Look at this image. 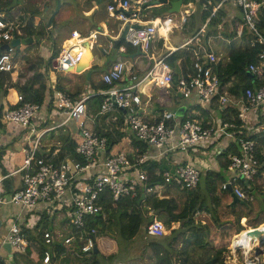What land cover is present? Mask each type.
<instances>
[{"label":"built area","instance_id":"1","mask_svg":"<svg viewBox=\"0 0 264 264\" xmlns=\"http://www.w3.org/2000/svg\"><path fill=\"white\" fill-rule=\"evenodd\" d=\"M196 1L206 18L200 30L179 46L184 48L192 44L194 48L191 47L190 50L193 60L191 72L177 78L174 92L179 93L193 107L205 109L217 104L223 108L222 114L211 123L204 124L199 117H186L182 120L188 110L187 104L182 105L185 106L183 116L176 115L177 109L164 111L152 120L141 115L143 103L140 85L150 82L160 87L173 86V68L166 61L169 53L154 59L151 67L143 72L131 69L128 75L123 62H114L101 75V81L109 85V88L79 98H73L51 85L52 94L45 106L49 110L47 115L58 114L61 119L52 127L40 129L32 121L44 105L24 101L18 95L20 104L10 107L6 99L2 98V127L7 123L21 129L8 133V139L2 141L1 146L12 140V143L19 145L22 158L18 167L0 175V205L10 203L19 207V213L7 222V227L0 235V249H3L2 244L6 242L10 244L11 251L18 254H24L29 246L36 251L44 247L41 264H56L55 259L66 254L90 256L99 239L98 221L102 223L107 220L109 212L120 199H135L140 190L145 197L153 193L162 197L157 190L164 189L167 184L177 186L180 190L194 189L200 179V168L192 163L194 153L205 146L212 148V154L219 148L226 150L221 145L225 136L235 142L237 152L228 154L229 177L222 183L221 189L230 187L240 200H252V193L245 191L241 182L246 185L256 180L264 182V170H261L264 167V33L259 29L264 0ZM154 3V0H113L107 7L109 14L121 21L122 29H127L124 41L142 53L149 52L159 30L169 34L174 26L173 16L156 18L157 23L154 20H142L140 11L154 6ZM182 7L179 21L186 23L197 5L187 2ZM233 10H237L238 15H234ZM214 18L222 21L215 24L217 30L235 32L230 41L222 35H215L207 37L204 43L206 27ZM245 31L250 36L249 39L243 38ZM98 34V31H89L82 35L77 30H72L66 40V47L54 59L56 69L66 71L74 67L82 57L83 41H94ZM21 36L18 23L0 11V79L2 76L17 74L21 68L18 48L11 44L12 40L20 39ZM213 38L229 46L233 44L234 47L237 43L251 46L257 43L261 46L257 60L249 63L246 68L250 85L239 96L230 94L227 90L234 78L223 84L213 70V66L219 62L226 63L229 60L228 53L223 57L212 48ZM111 48L112 42L108 49ZM94 95H99L101 102L99 110L93 114L88 110L87 100ZM111 111L121 113L126 132L146 145L145 152L138 153L134 147L127 152L119 149L113 151L115 144L110 143L107 136L88 128L87 123L97 115ZM187 114L198 116V111L190 110ZM69 122L76 126L77 139L73 152H65L63 159L56 162L55 157L61 151L43 150L42 137L50 130L64 127ZM6 133L4 130V134ZM127 139L128 141L125 140L129 143L130 140L128 137ZM177 152H181L185 158L173 167V154ZM161 158L170 161L169 168L162 173L163 184L150 185L143 165L149 160ZM220 158L224 162L225 157ZM69 162L73 165V172ZM12 177H17V183L14 184L11 180L4 186V181ZM28 211L35 212V222L48 217L50 212L54 221L55 218L59 221L66 220V224H63L65 229L60 230L58 226L57 229L41 232L40 246L36 240L29 239V231L24 230L26 227L22 218ZM57 213L61 214V219L57 217ZM149 217L152 219L146 223L145 236L165 235L167 229L164 223L155 217L150 208L147 213V218ZM66 229L68 231L64 232ZM255 230L261 232V237L264 238V223L244 226L243 230L232 235L228 246L231 264H264V244L260 246L255 237H247L248 233ZM58 245L62 246V252L57 251ZM1 262L4 259L0 254Z\"/></svg>","mask_w":264,"mask_h":264},{"label":"trees","instance_id":"2","mask_svg":"<svg viewBox=\"0 0 264 264\" xmlns=\"http://www.w3.org/2000/svg\"><path fill=\"white\" fill-rule=\"evenodd\" d=\"M188 0H185L187 2ZM54 5H56V0H53ZM14 3L13 0H0V11L5 12L10 16V8ZM48 5V2L43 1L40 2V5H27L26 12L28 14V18H26L23 25L18 24L21 31L22 36L20 38L34 37L36 39H42V37L52 36L54 35V24L55 20L51 21L50 28L48 30L47 21L41 20L38 24H34V18L42 14L44 8ZM198 9V4H197ZM163 12L155 11L153 16H162ZM200 12V11H199ZM177 14H165L163 17L167 16H176ZM194 15V14H193ZM201 20L205 21L206 14L200 12ZM217 22H222L218 18H214L211 23L214 25ZM224 24V22L222 23ZM224 28H226L224 26ZM259 29L264 33V12L262 13ZM226 31V32H225ZM223 35L225 38L231 39L234 36V31L225 30ZM71 32V31H70ZM85 35V34H83ZM250 36L247 35L246 31L244 32L243 38L245 39ZM53 38V36H52ZM54 38H57L55 36ZM53 40V39H52ZM35 41L30 45H36ZM207 36L204 37V42L206 43ZM39 43V41H37ZM120 43H126L122 41ZM27 45V46H28ZM233 46V44H230ZM20 50V46H16ZM60 46L52 52V54L44 61L41 57H37L34 64H30L29 66H24L17 74L2 76L0 79V97H5L7 104L10 107H16L20 103L17 100V96L21 95L24 101L36 103L39 105L46 106V102L49 96L52 94V88L49 84H45L42 80L50 65L53 64V60L59 54ZM261 52V46L257 43L253 44V46L249 44H245L240 48L232 47L231 52L228 56V62H219L217 65L213 66L214 72H216L220 81L224 83H228L235 78V81L232 82L230 86H228L227 90L230 94L239 96L243 89L250 85L249 75L246 72V68L249 63L255 62L257 60V55ZM180 59L181 65L185 69L186 65H192V52L190 49H180L172 52L167 58L166 61L170 66H173V61ZM145 64L142 66L143 69H146L150 66V61H147L145 58ZM188 63V64H187ZM189 72L185 69L183 74H188ZM79 79L86 77L83 74L77 76ZM177 85V76L173 77V87L174 91L176 90ZM55 88L61 91L66 92L71 97L76 98L77 93H68L64 90L63 85L57 81ZM103 90L109 88V85L101 82L100 85L95 87V89ZM222 90V87L221 89ZM224 90V89H223ZM101 102V97L99 95L91 96L87 100L88 110L91 113H96L99 110ZM210 106L207 109H202L200 107H187L196 109L201 111L202 113L208 110L207 112H213L222 114L223 108H220L217 104ZM222 110V111H221ZM188 113V112H187ZM184 113V117H199L196 115H189ZM0 115H1V105H0ZM215 115V114H214ZM35 119V118H34ZM32 119V121H34ZM204 124H208L210 122V118H204ZM2 123L0 121V127H2ZM98 134L107 136L110 143L115 144V141L112 139V133L110 131L100 130L97 131ZM130 144L134 147L136 152L143 153L146 151V145L139 142L130 136ZM12 141V140H10ZM113 141V142H112ZM72 144L68 147H64L62 151L55 157L56 162L60 161L64 157V153H72L73 152ZM1 149V148H0ZM50 151V150H49ZM52 152V151H50ZM237 148L236 144L231 143L226 150H221L220 148L213 152V156L215 158L225 157L224 163L221 165L225 170H227V157L229 153H236ZM51 155V153L49 154ZM47 155V156H49ZM54 161V159H53ZM170 161L161 158L157 160H149L143 165V169L147 174V182L150 185L156 186L157 184H163L162 173L164 170L169 168ZM264 170V167L261 168ZM204 184L208 180L207 187L203 189L204 192H200L201 188L199 186V182L194 189H182L179 190V187L175 186L179 192L184 193L186 195L185 200L182 205H179L173 196L169 195L168 192H163L162 197H158L156 194H148L142 202L139 203L140 195L143 193L139 192V196L135 199L130 198H122L117 203L116 206L109 212L107 220L102 223L98 221V231L99 234L102 235L99 237L100 242L98 240L96 249L92 251V264H97L99 259H95L99 252L102 250H106L109 248L110 244L117 242V239L122 240H132L137 233L142 229L145 233V227L147 221L148 208L151 211L158 213L155 215L159 220L162 221L165 225V228L168 230L167 234L162 236V240L152 243V247L154 248L155 253L164 255L161 257L164 264H169L170 256L173 254V260L180 257L181 260L179 264H186V257L188 255V249L192 247L201 248V244L208 243L206 238L208 236L209 231H207L206 227L209 228L210 225L207 222L202 223L201 219H196L195 213L206 211L210 215V221L214 227L219 230L220 238H223L227 235L225 231H228L232 227H236L235 231L228 232L229 241L232 235L236 232H239L243 229L240 225V219L246 218V224L250 226L258 225L264 222V182L260 180H256L253 183H249L248 185L241 182L242 187L245 191H249L252 193V200L244 203H235L230 205V192L228 189H221V185L225 182L224 176L216 173H207L204 176ZM203 181L201 177V182ZM220 185L221 193L217 194V185ZM170 190L173 188L170 184L165 185V188ZM197 188H199L197 190ZM189 190L188 193L185 191ZM47 218V217H46ZM54 221V217H53ZM66 222V220H65ZM179 223L176 228H172L173 224ZM37 229V228H36ZM44 229L43 231H45ZM41 231L36 230V235L32 233H28L27 236L29 239H40ZM198 241V242H196ZM57 251L62 252L63 248L61 245L56 246ZM202 249V248H201ZM44 247H41L40 251H34L27 248L24 254H21L19 257L21 261L25 262V264L30 263H41V257L43 253ZM225 250V247L220 246L215 251V261H218L222 264V253ZM13 258V254L11 255ZM4 264V263H0ZM16 264H18L16 262ZM80 264V263H79ZM82 264V263H81Z\"/></svg>","mask_w":264,"mask_h":264},{"label":"crops","instance_id":"3","mask_svg":"<svg viewBox=\"0 0 264 264\" xmlns=\"http://www.w3.org/2000/svg\"><path fill=\"white\" fill-rule=\"evenodd\" d=\"M13 1L14 3L12 4L11 7L12 9H10L9 12L10 17L16 23L23 25L26 18H28V14L26 12V6L27 5L39 6L41 0L39 1L34 0L32 2L31 0H13ZM112 1L113 0H61L60 8L57 11V13H55L52 19L55 20V24L53 28L54 35L52 36L53 38L55 36L59 38L60 50L66 47L67 44L66 40L69 38L70 31L72 30H77L82 35L83 34L86 35L89 31H98L99 34L96 40L94 41L90 40V42L85 41L86 43L83 44V50H84L83 57H81L80 59V65L77 66L76 68L77 70L85 69L83 72L75 73L72 71L69 72L62 71L63 74L61 76H58L56 72L51 73L48 71L45 75V80H43L45 84H49L50 86L51 85L55 86L58 81L61 83V85H63L64 90H66L68 93H72V94L77 93V98L81 97L82 95L91 94L92 92L98 91V88L95 89V87L101 84L102 73L106 71V69L114 62L117 61L123 62L126 67V74L128 75V71L131 69L136 70L138 72H143L144 70L151 67L154 59H158L167 53H169L170 55L172 52H175L176 50L184 49L187 46H189L188 49H190L191 47L194 48L192 44L186 45L184 48H179V46L182 45L184 42H186L188 39V38L185 39L183 37V34L188 33L191 34L192 37L200 30L202 24L205 22L201 20L200 12L202 11L198 8L195 10L194 15H191L190 17L187 18L186 23L185 22L181 23L179 21L181 15V10H180L178 13H175L177 15L174 16V24H173L174 26L172 32L168 34V33H164V31L162 30H159V34L153 39L148 53H142L137 48H134L127 43H118L117 47H115L114 42L120 37L123 29H122V24L119 23L120 20H118L115 16L109 14V12L107 11V7ZM154 1H156V3H154V6L146 8L145 10L142 9V11H140L142 13L141 14L142 20L144 21L154 20L157 23L158 19L156 18H163L164 13L170 8L169 4L162 3L161 0H154ZM187 2H191V3L194 2L195 5L198 4L196 0H188ZM187 2L183 0L181 7L187 4ZM55 6L56 5L53 6L51 5V3H48V5L46 6L48 8V11L44 12L43 10L42 14L36 16L34 18V24L35 25L38 24L41 20L47 21L50 15V10H53ZM160 9H163L165 11L163 15L153 16L154 15L153 13L155 11H151V10H160ZM224 33L225 32L223 31L217 30L213 23H210L206 27L207 37L215 36V35L224 36L223 35ZM201 34L202 33H200V35ZM170 40H173V46L169 43ZM40 42H43L42 39L39 41V43ZM110 42H112V48L108 49ZM244 45L245 44L243 43H237L235 47L240 48L241 46ZM30 46L36 47L35 50L37 52V48L39 47H37L36 45H30ZM211 46L215 51L219 52V54H221L223 57L224 55H227V53L230 54L231 52V47L227 52V44L221 41H218L217 45L216 43L215 44L211 43ZM27 47H29V45ZM122 47L123 49H121ZM84 54H85V58H84ZM145 58L147 59V61H150L151 63L148 68L143 69L142 66L145 64L146 61ZM171 67L173 68L174 76L176 75L177 78L180 77L185 72V69L189 73L191 72V65L190 64L186 65L184 69L183 66L181 65L180 59L173 61V66ZM87 72H90V75L88 77H87ZM80 74H83L86 77V79H83V77L79 79L77 76ZM97 74L99 78L96 80H92V78ZM139 88L141 89V99L143 103L141 115L145 119H149V120L155 119L162 112L174 111L178 107L185 104L188 105L187 107H191L189 101L187 100L185 101V99L181 98L179 93L173 92L175 94L174 97L178 98V101L175 100L173 94L171 93V89L172 88L174 89L173 86L166 88V87L156 86L155 84L150 82H146L140 85ZM165 95H169L171 98H168ZM3 98L5 99L4 96ZM1 101H2V96L0 97V102ZM166 105L169 107V109L166 108ZM41 109L45 110V111L42 110V114H43L42 118H36L35 116L34 121H42L43 119H47L49 117L47 115L49 110L46 109L45 106L44 108L42 107ZM190 110H196V109L188 108L187 112H189ZM205 111L206 113L205 112L202 113L201 111H198L197 115L199 116V119L203 121L205 117L210 118L209 123H211L215 117L221 115L219 114V112L213 113V112H207L208 110ZM54 116L59 121L61 120L58 114H55ZM123 122L124 120L122 118L121 113L116 111H111L104 115H97V117H95L93 121H89L87 123V126L90 130L95 132L100 130L110 131L112 133V139L113 141H115V145H114L115 149L120 150L122 148L123 149L125 148L130 150V146L132 148L133 146L130 143H127L128 141L127 137L130 139V136L126 132ZM72 126L74 128L73 131L71 130L66 131V129L65 131H59V129H62V127H60L57 128L58 131L55 132V135L42 139L43 150L59 152L62 151L64 147H68L74 144L75 139H77L76 126L74 124H72ZM50 131L52 132L53 130ZM5 138L8 139L4 134L3 127H0V148H1L0 175H3L7 171L12 170L10 167H12L14 164H17L18 162L20 164L22 158L19 152V145L17 143H12L10 140H8L7 145L1 146L2 145L1 142L4 141ZM221 143H223L221 145L224 148L226 147V149H228L231 143L235 144V142L230 137H226V136L221 140ZM11 144L13 145V147L10 152H8L7 154L1 153ZM184 158L185 156L181 152H177L173 154V167H175ZM5 162L7 163L6 165L4 164ZM221 163L222 162L219 163L218 158H215V156H213L212 154V159L211 161H209L208 167L205 169L204 168L200 169L199 183L201 182L202 173L203 176L208 172L218 173L220 171L218 166H222ZM201 166L203 167L207 166V162H205L203 159H201ZM225 171L226 172H223L224 174L223 176L225 179H227V177H229V171L228 170ZM11 180L14 184H16L18 181L17 177H12L11 179H7L4 181V186ZM207 183L208 180L203 185V181H202L201 185L204 186V188H206L208 186ZM215 185H217V182L215 183ZM198 189L199 188H197V190ZM179 190L175 186H173V188H170V190L167 188V190L158 189L157 191L160 192L161 196L163 192L167 191L168 196L169 195L173 196V198L176 199L177 203L179 205H182L183 201L186 198V195L184 193H182L183 195H180L181 192H179ZM230 201H231V196H230ZM9 205L10 203L4 204L3 206H9ZM17 208L18 211L15 215L19 213V207ZM194 217L196 219H201L200 221L202 223L206 222L205 219L208 220L210 219V215L206 211H202L197 215L195 214ZM202 217H204L205 219ZM22 220H24V224H26L28 221L30 222L32 220H35V212L34 211L26 212ZM240 220H242L241 226L243 227V229L244 226H250L245 224L246 218H241ZM52 223H53V229H57L58 226L60 230H62V228L65 229L64 227V225L66 224L65 220L59 221L57 220V218H55V221H53ZM178 225L179 223L173 224L172 228H176ZM24 230L31 231L33 230V226L31 227L29 226L28 228L26 227V229ZM67 231L68 230L66 229L64 232ZM255 232L261 234V232L259 231H255ZM98 240L100 242V239ZM116 240L117 242L115 241V243L110 244L108 249L102 250V252H99V254H97L95 258V259H99V262L97 264H164L163 260L161 259V257L164 255L155 253L156 251H154V248L151 245L154 242L162 240V237H144L142 239L143 243L141 244L144 246V244L146 243V246L140 252L127 251L129 247L128 245L125 246V244L123 243V241H127V240H122V241L119 239ZM30 249L35 250V248L33 249L32 247H30ZM195 249L196 248L194 247L188 249L186 264H193L194 262H196L197 264H202L200 260L201 258L204 257H200L199 260H196V258L194 257L196 251ZM12 253L13 252H11V254L9 255L3 249H0V254L3 257L4 262L6 264H9L8 263L9 260L12 259L11 258ZM91 257L92 256L66 254L64 257H61L59 259L56 258L55 261L56 264H79V263L92 264ZM177 259L181 260L180 257H178ZM207 261L208 260L206 259L205 263L203 264H208ZM169 264H173V254L170 256Z\"/></svg>","mask_w":264,"mask_h":264},{"label":"rangeland","instance_id":"4","mask_svg":"<svg viewBox=\"0 0 264 264\" xmlns=\"http://www.w3.org/2000/svg\"><path fill=\"white\" fill-rule=\"evenodd\" d=\"M32 1H34V0H31V2ZM43 1H46V2L48 1V3H51V5L54 4L53 0H41L40 2L42 3ZM31 2H29V3H31ZM10 9H12V8H10ZM163 9H164V7H163ZM163 9L151 10V11H159V12L162 11L163 12ZM233 14L234 15H238V11L237 10H233ZM224 15H225V17L227 16L226 13ZM119 23L122 24L121 21ZM183 37L185 39L186 38L189 39L191 37V34H188V33L183 34ZM184 38H183V40H184ZM37 41H40V39L37 38L36 41H35V43H37L36 46L39 47V48H37V52L35 50L36 47H32V46L27 47V45H21L20 46V50L18 52V55H20V57H21V62H22L21 68L24 67V66L27 67V66H29L32 63L34 64V62L36 61V59L38 57L37 55H39V57H41L44 61H46L47 58L52 54V52L55 51V49L57 47H59V38H52V36L42 37V41L43 42L38 43ZM212 41H213L214 44L215 43H216V45L218 44V39L217 38H213ZM169 43L173 46V40H170ZM230 47H232V46H229L227 44V52H228ZM188 48H189V46L185 47L184 49L188 50ZM57 56H58V54H57ZM21 68H20V70H21ZM48 71L51 72V73L56 72V74L58 76H61L63 74L62 71H59L56 68H54L53 64L50 65ZM98 78H99V76L97 74V75H95L92 78V80H96ZM42 80H45V76H44V78H42ZM173 92H174V89L172 88L171 89V93L173 94V97H174V95H175L174 93L175 92L174 93ZM165 96L168 97V98H171L169 95H165ZM175 100L178 101V98L176 97ZM166 108L169 109V107L167 105H166ZM42 110H44V109H40L37 112L36 118H42V116H43ZM54 113H56V111H54ZM35 122L39 125V127L41 129V128H45V127H52L54 124H56V122H59V120L56 119L55 117H52L51 114H49V117L47 119H43L42 121H35ZM72 124H73L72 122L67 123V125L62 127V129H59V131H65V129H66V131H68V130L73 131L74 128H73ZM20 129H21V127H19V126H15V125H12V124H7V123L3 127V130H5L7 132L5 134L6 137L8 136V133L11 134L13 131L17 132ZM56 131H58V130L56 129V130H53L52 132L49 131L51 133L48 132V133L44 134L42 139L55 135ZM12 147H13V145L11 144L9 147L4 149L3 152H1V153L7 154L8 152H10L12 150ZM131 148L132 147L130 146V150H131ZM114 150H115V148H113V151ZM120 150L121 151H126V152L129 151V149H125V148L124 149L122 148ZM211 150H212V148L209 149L208 146H205L204 148L200 149L199 152L194 153L195 154L194 155L195 159H194V161L192 163L194 165L198 166L200 169L201 168H204V169L207 168L209 161H211V159H212ZM191 156L193 157V153L191 154ZM201 159H203L205 162H207V166L206 167L201 166ZM218 161H219V163L223 162L220 157H218ZM4 164L6 165L7 163L5 162ZM18 164H19V162L17 164H14L10 168L11 169H15L18 166ZM218 167H219L220 171L218 173H216V174H220V175L223 176L224 175L223 172H226V171L224 170V168L222 169L223 166H218ZM202 174H201V177L203 179V185H204V177H203ZM199 186L201 188L200 192L201 193L204 192L203 191L204 186L201 185V182L199 183ZM171 191H172V189H171ZM188 192H189V190L185 191V193H188ZM217 193L218 194L221 193L219 184L217 185ZM180 195H183V194L180 193ZM17 211H18V208L16 206L12 205V204H10L9 206L0 205V218H2V227H1V230H0V235L5 230V227H7V222L10 221L13 218V216L17 213ZM57 217H59L61 219V214L57 213ZM155 217L157 219H160L157 216H155ZM149 218L152 219L151 217H149ZM202 218H204V217H202ZM205 220H206L207 224L210 225L209 228L206 227V229H207V231H209V233H208V236L206 238H204V240L206 239L208 243L201 244V248L202 249L194 247V248H196L194 257L196 258V260H199L200 257H204V258H201V260H200L202 264L205 263L206 259L208 260L207 261L208 264H212L216 260V258H215L216 249L218 247L220 248V246H223V247H225V250L222 253V264H231L232 257L229 259L230 253H229V250H228V246H229L228 232H232L233 233L235 231L236 227H232L228 231H225L227 233V235L225 237H223V238H220L221 236L219 234V230H217V228L212 225L210 219L209 220L205 219ZM52 222H53V215L52 214L50 215V212H48V217L47 218L44 217V219L39 221V222H35V220H32L30 222L28 221L25 224V226L26 227L33 226V230H31L29 232H31L33 235H36V230L43 232L44 229H53V223ZM240 225H242V220H240ZM34 228H37V229L34 230ZM254 233L258 234V232H254ZM101 236L102 235L99 234V237H101ZM144 237H146L145 233L141 229L137 233V235L134 237V239H133V240H136V241H133V240L123 241L125 246L128 245V247H129L127 249V251H129V252H140L146 246V243L144 244V246L141 244V243H143L142 239ZM119 240L122 241V239H119ZM36 241H37V243L40 246L42 245L40 239L39 240L36 239ZM196 242H198V241H196ZM29 247H31V246H29ZM263 248H264V245H263ZM34 251H36V250H34ZM12 254H13V258L9 260V262H8L9 264H16V262L18 264H25V262L24 261L22 262L20 257H19L21 254H18L16 252H13ZM30 264H36V263H30ZM38 264H41V263L39 262ZM173 264H179L178 259H174L173 260ZM193 264H197V263L194 262ZM213 264H220V263L218 261H215Z\"/></svg>","mask_w":264,"mask_h":264},{"label":"water","instance_id":"5","mask_svg":"<svg viewBox=\"0 0 264 264\" xmlns=\"http://www.w3.org/2000/svg\"><path fill=\"white\" fill-rule=\"evenodd\" d=\"M162 3H166V4H169L170 5V8L165 12V14H171V13H178L180 11V8H181V5L183 3V0H161ZM60 5H61V0H56V6L53 10H50V15L47 19V26L48 28H50V24H51V21L55 15V13H57V11L59 10L60 8ZM48 11V8L45 7L44 8V12H47ZM126 27L123 28L122 32H121V35L120 37L115 40L114 42V46L117 47V44L120 43L121 41H124V36H125V33H126ZM34 42V39L33 37H27V38H22V39H14L12 40L11 44L12 45H16V46H20L21 44L22 45H28V44H31ZM80 65V62H78L74 67H70L66 70V72H69V71H72V72H83L85 69H82V70H77V66ZM53 67L56 68V60H53ZM90 75V72H87V77ZM184 110H185V106H180L177 108L176 110V115L178 116H183V113H184ZM70 165H71V170L72 172L74 171L73 170V165L71 164V162H69ZM229 192H230V196H231V202H230V205H233L235 203H246L244 202L243 200H240L239 198L236 197V195L231 191V188L229 187L228 188ZM145 197V194L142 193L140 195V198H139V203L144 199ZM158 213V211H155L154 214L156 215ZM1 224H2V220L0 218V228H1ZM257 231V230H255ZM255 231H252V232H255ZM251 233V232H250ZM256 240L259 242V245L262 246L264 244V238L261 237V235H256ZM2 248L5 250V252H7L9 255L11 254V246L9 243H3L2 244ZM94 251L97 252V249L96 247L94 248Z\"/></svg>","mask_w":264,"mask_h":264},{"label":"bare ground","instance_id":"6","mask_svg":"<svg viewBox=\"0 0 264 264\" xmlns=\"http://www.w3.org/2000/svg\"><path fill=\"white\" fill-rule=\"evenodd\" d=\"M84 43H86L85 41H83V44ZM83 53H84V50H83V52H82V57H83ZM84 58H85V54H84ZM256 235H261V234H256V233H253V232H251V233H248L247 234V237L249 236V237H251V236H253V237H256ZM244 236H246V235H244Z\"/></svg>","mask_w":264,"mask_h":264},{"label":"clouds","instance_id":"7","mask_svg":"<svg viewBox=\"0 0 264 264\" xmlns=\"http://www.w3.org/2000/svg\"><path fill=\"white\" fill-rule=\"evenodd\" d=\"M20 39H22V38H20ZM21 45H22V44H21ZM21 45H20V46H21Z\"/></svg>","mask_w":264,"mask_h":264}]
</instances>
